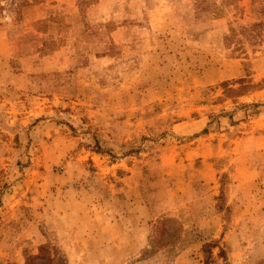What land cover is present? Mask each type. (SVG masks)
Instances as JSON below:
<instances>
[{
	"label": "rangeland",
	"instance_id": "obj_1",
	"mask_svg": "<svg viewBox=\"0 0 264 264\" xmlns=\"http://www.w3.org/2000/svg\"><path fill=\"white\" fill-rule=\"evenodd\" d=\"M257 8L0 0V264H264Z\"/></svg>",
	"mask_w": 264,
	"mask_h": 264
},
{
	"label": "trees",
	"instance_id": "obj_2",
	"mask_svg": "<svg viewBox=\"0 0 264 264\" xmlns=\"http://www.w3.org/2000/svg\"><path fill=\"white\" fill-rule=\"evenodd\" d=\"M258 10H256V11H261V12H264V11H262L263 10V8H257ZM237 83H239V84H247V85H244V86H241V88H240V92L241 91H244L245 89H247L248 87H250L251 85L250 84H252V82H246V81H244L243 79H238L237 80ZM223 85L224 84H226V85H229V83H227V82H224V83H222ZM253 85V84H252ZM227 92H232V91H230V90H226ZM160 225H162L161 223H159V224H157V226L155 227V229H157V231H158V227L160 226Z\"/></svg>",
	"mask_w": 264,
	"mask_h": 264
}]
</instances>
